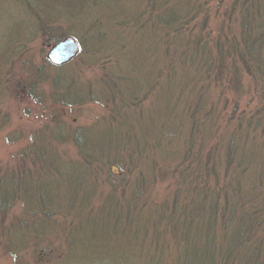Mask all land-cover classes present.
Returning <instances> with one entry per match:
<instances>
[{
	"label": "rangeland",
	"instance_id": "1",
	"mask_svg": "<svg viewBox=\"0 0 264 264\" xmlns=\"http://www.w3.org/2000/svg\"><path fill=\"white\" fill-rule=\"evenodd\" d=\"M233 1H210V13H224ZM237 1L241 17L245 0ZM152 2L0 0V264L181 260L186 224L174 228L163 203L175 190L189 195V181L175 186L173 172L190 130L193 76L178 64L169 70ZM233 31L240 36V19ZM65 38L78 43L79 54L54 65L48 54ZM256 91L244 78L246 114L259 104ZM257 136L232 151L233 164L243 157L253 165L242 188L251 206L264 203V136ZM215 137L205 152H216L220 188L236 174ZM215 188L211 182L208 193ZM223 197L221 214L228 211ZM207 222L202 233L212 235ZM223 223L215 232L220 247ZM254 238L264 240V231Z\"/></svg>",
	"mask_w": 264,
	"mask_h": 264
},
{
	"label": "trees",
	"instance_id": "2",
	"mask_svg": "<svg viewBox=\"0 0 264 264\" xmlns=\"http://www.w3.org/2000/svg\"><path fill=\"white\" fill-rule=\"evenodd\" d=\"M148 1L147 8L153 4L152 0ZM210 1L156 2L158 15L153 19L162 35L165 49L162 54L171 61L169 70L173 71L174 65L178 64L193 76L187 113L190 130L183 142L185 150L177 156L179 163L173 172L175 186L189 181L190 187L185 194L189 195L185 198L183 192L175 190L172 202L166 200L163 207L170 210L166 217L174 228L182 220L186 224L187 231L180 235L181 241H178L183 243V253L177 264H264V240L262 237L258 240L254 238L258 232L264 231V203L251 206L247 202L249 197L244 196L242 190L247 177L245 173L251 172L253 165L245 162L243 157L235 164L232 162L235 160L233 147L241 141L244 145L254 143L257 134L264 136V0H245L241 5L245 8L241 17L234 12L239 3L237 0L224 13L218 8L219 14L210 13ZM182 2L186 6L181 5ZM239 19L242 27L240 36L233 31ZM244 78H249L254 90L260 92L257 95L259 104L249 114L240 110ZM213 91L217 92L216 99L212 96ZM213 101H216L217 107L223 104L224 110L214 107ZM221 119L224 123L220 127ZM217 135L224 145V162L228 167L233 164L236 174L233 183L232 180L223 182L220 188L214 161L216 152H213L214 149L211 153L205 152L209 141ZM180 138L179 134L175 139L182 143ZM230 173L231 170L229 176ZM211 182L216 188L208 193ZM222 195L228 209L223 214L218 202ZM231 196L236 199L234 205L230 204ZM208 198L210 206L207 205ZM203 217L208 219L212 235L202 233ZM218 220L224 221L223 234H227L222 238L221 247L215 234ZM175 239L178 240V237ZM160 260L152 259V262L160 264Z\"/></svg>",
	"mask_w": 264,
	"mask_h": 264
},
{
	"label": "water",
	"instance_id": "3",
	"mask_svg": "<svg viewBox=\"0 0 264 264\" xmlns=\"http://www.w3.org/2000/svg\"><path fill=\"white\" fill-rule=\"evenodd\" d=\"M79 51V45L74 39L65 38L51 48L48 60L54 65L62 66L76 58Z\"/></svg>",
	"mask_w": 264,
	"mask_h": 264
},
{
	"label": "flooded vegetation",
	"instance_id": "4",
	"mask_svg": "<svg viewBox=\"0 0 264 264\" xmlns=\"http://www.w3.org/2000/svg\"><path fill=\"white\" fill-rule=\"evenodd\" d=\"M49 61V60H48Z\"/></svg>",
	"mask_w": 264,
	"mask_h": 264
}]
</instances>
